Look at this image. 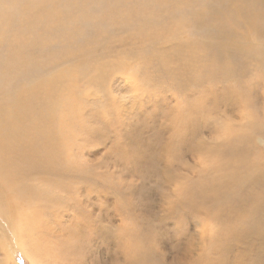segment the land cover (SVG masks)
I'll use <instances>...</instances> for the list:
<instances>
[{"label": "rangeland", "instance_id": "374dc122", "mask_svg": "<svg viewBox=\"0 0 264 264\" xmlns=\"http://www.w3.org/2000/svg\"><path fill=\"white\" fill-rule=\"evenodd\" d=\"M233 2L240 0L224 4ZM258 14L229 16L226 30L217 17L205 28L185 29L180 39L193 50L192 60L182 61L173 50V66L162 56L172 51L165 39L154 43L153 54L141 56L135 50L147 43L131 39V30L117 21L92 44L90 27L79 41L87 47L53 68L90 66L78 75L74 113L66 114L58 98L64 85L51 98L52 127H66L40 145L23 128L6 137L10 145L0 156V264H135L129 251L137 254L140 247L133 240L129 248L123 243L129 233L145 245L146 264H264V232L254 228L244 239L241 234L248 221L264 218V16ZM218 40L229 44L221 61L211 48ZM231 52L238 54L237 72L219 76L216 68L233 63ZM27 90L28 84H19L0 93V100L22 93L24 103ZM248 92L260 120L247 153L259 165L252 173L261 180L251 197L262 199L249 200L233 217L202 194L211 181L226 183L216 167V153L227 144L223 125L231 122L247 136L255 131L233 101ZM10 107L2 109L4 129H10ZM39 151L49 157L41 159ZM9 162L17 168L1 167ZM17 224L23 226L21 243Z\"/></svg>", "mask_w": 264, "mask_h": 264}, {"label": "bare ground", "instance_id": "6f19581e", "mask_svg": "<svg viewBox=\"0 0 264 264\" xmlns=\"http://www.w3.org/2000/svg\"><path fill=\"white\" fill-rule=\"evenodd\" d=\"M224 3L225 0H0V93L6 92L11 87L16 88L19 84H28L29 87V90L26 91L29 96L24 103L22 102V93L7 94L6 99L0 100V156L3 154L6 156V146L10 145V141L6 137H15L16 134L22 132L21 128L28 130L34 142L40 145L43 144V141H52L53 131L61 133V128L66 127L65 123L54 124L52 127L50 122L56 112V102L51 98L58 95L56 92L61 85H64L66 92L59 95L58 98L63 101L66 114L74 113L77 97L74 87L80 85L78 75L81 72L89 71L90 66L77 63L60 69L53 70V68L65 61L67 57L77 56L87 47L86 42L79 41L90 27L93 28V33L88 38L89 44L95 42L103 31L109 29V24L112 21H117L120 27L131 30V39L147 43L144 48L139 46L135 50L141 56L153 54L156 50L154 43L165 39L172 45L170 49L172 51L162 55L168 65L174 63L171 61L174 51L182 55V61H187L190 64L193 50L188 49V45L183 44L180 39L185 29L190 31V29L198 27L205 28L208 20L217 17V20L222 24L221 30H226L229 16L242 14L246 19L255 17V14L258 16V13L264 16V0H262V5L260 3L259 5L257 0H240V2H233L228 6ZM249 20L251 21V19ZM113 24L115 26L116 23ZM205 30L211 31V29ZM227 45L221 40L212 44L211 48H213V56H216L215 59L223 60L224 51L229 48ZM235 48L237 47L235 46ZM90 50L92 51V45L87 48V51L90 52ZM230 58L233 63L227 61L216 68L219 76L231 77L233 73L237 72L234 62L238 59V54L231 52ZM233 101L240 107V115L252 121V133L255 131L247 136L235 124L224 123L221 135L223 138L226 137L227 144L220 148L222 152H217L215 155L217 157L216 167L221 172V178L226 179V183L211 181L206 187L207 190L209 189L208 193L203 192L202 194V197L208 195L207 203L212 201L214 205L224 208L231 216L238 214L249 200L253 199L254 203H258L262 199L261 197L254 199L256 195L253 193V188L261 183V180L255 176L257 171L255 175L252 173L259 165L249 162L248 156L250 155L247 154L256 131L260 130L258 128L260 126V120L257 118L258 112L256 113L255 108L250 106V92L236 96ZM7 103L12 105L8 110L10 129H4L5 115L2 114V109ZM255 119L257 120L255 121ZM50 149L57 153L55 149ZM39 156L42 159L49 157V154L39 151ZM234 156L238 159H233ZM5 160L12 161L10 158H5ZM70 165L74 166L75 164ZM263 165L264 163L261 166ZM1 167L6 171L17 168L16 164L12 162ZM65 173L66 175L70 174L66 171ZM255 178L257 181L254 180ZM227 184L228 189L223 190V187L227 188ZM252 195L254 197H251ZM15 197L19 198V195L15 194ZM20 204L21 201L15 200L13 206L19 207ZM9 209L7 210L9 211ZM16 227L19 230L18 235H20L22 230L20 228L23 226L17 224ZM254 228L259 232H264V218H254L248 221V227L246 226L241 233L243 239L248 236L243 233H249ZM129 237L123 241L128 245H126L128 248L133 242L140 247L137 254L130 250L129 256L131 258L136 256L135 260L139 259V264L150 262L148 251L144 250L146 249L145 245L143 247V244L131 233H129ZM18 239V242L21 243L22 234ZM259 242L260 240L255 239L254 245ZM64 251L67 252L66 249ZM256 253L258 254L257 251ZM136 261L135 264H137Z\"/></svg>", "mask_w": 264, "mask_h": 264}]
</instances>
